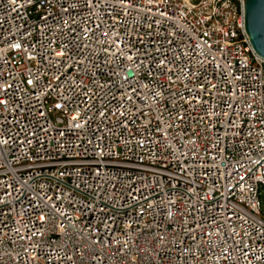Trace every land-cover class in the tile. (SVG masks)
Returning <instances> with one entry per match:
<instances>
[{"label":"built area","instance_id":"1","mask_svg":"<svg viewBox=\"0 0 264 264\" xmlns=\"http://www.w3.org/2000/svg\"><path fill=\"white\" fill-rule=\"evenodd\" d=\"M244 2L0 0V264H264Z\"/></svg>","mask_w":264,"mask_h":264},{"label":"water","instance_id":"2","mask_svg":"<svg viewBox=\"0 0 264 264\" xmlns=\"http://www.w3.org/2000/svg\"><path fill=\"white\" fill-rule=\"evenodd\" d=\"M245 28L253 49L264 57V0H245Z\"/></svg>","mask_w":264,"mask_h":264}]
</instances>
